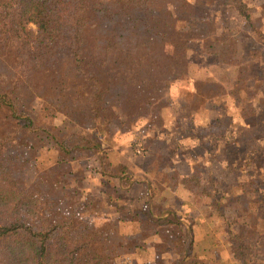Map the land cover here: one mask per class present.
<instances>
[{
    "label": "rangeland",
    "instance_id": "374dc122",
    "mask_svg": "<svg viewBox=\"0 0 264 264\" xmlns=\"http://www.w3.org/2000/svg\"><path fill=\"white\" fill-rule=\"evenodd\" d=\"M207 1L151 0V6H146V8L150 7L151 9L146 13L137 7H121L106 2L103 10L98 12L99 22L95 24L91 31L83 34L81 46L82 68L77 66L70 51L66 50L53 64L35 72L30 83L14 89L12 86L14 61L12 57L0 51V94L5 96L7 93L6 105L13 103L16 106V112L22 119L31 118L35 126L47 131L50 136L56 139L55 143L73 147L77 144L90 145L94 144L95 141H99L102 142L104 147L114 146L125 150L127 148L130 156L136 158H144L150 155L151 152L148 151L147 146L152 145L155 147V151H163L171 159L173 158L172 160H166L167 164L171 161L173 167L181 169L182 159L188 161L190 155L178 157L174 154V152H177L173 149L177 146L175 143L178 139H182L179 146L185 150L189 148V145L192 147L197 145L200 152L197 149L194 153H202L204 148L200 146L199 140L195 137H183L181 135L180 138L175 135L174 124L178 117L188 118L191 115L190 118L200 126H209L211 121L216 119L224 123H232L228 133V137L230 136L228 140L231 143H228V140L225 141L226 139H222L218 140V146L214 147L212 145L216 152V160L212 169L218 180L230 184L233 205L230 207L223 206L221 212L200 208L201 212L199 213L203 219L209 218L210 230L213 231L215 237L211 251L213 248L217 251V255L215 254L217 264H240L234 258L228 242L223 240V232L221 231H223L222 226L225 220L221 214L235 220L239 217L238 215H242L238 219L242 221L241 224L244 223L241 230L252 229L264 234V228L262 229L264 221L258 222L257 215H260V213L258 214L254 210L258 207L255 202H261V197L258 193H249L248 196H245L246 192L251 191L248 187L242 186L248 181V173L243 172L239 175L229 173L225 151L228 148H237L238 151L245 152L250 147L249 142H251L253 133L249 131L245 121L238 116L236 110H229L228 113H217L210 102L217 101L218 89L227 90L231 87L228 83H231L232 79L235 78L238 67H242L244 73L249 75L250 65H255L252 59L244 58L240 61L238 58L229 56L227 60L231 65L226 68L227 72L225 74L221 68L216 66L214 63L216 58L210 54L212 49L209 42L213 33V26L217 28L218 34H222L229 25L235 29V25H242V23L232 8L222 9L217 7L221 9L218 12V9L212 8ZM246 1L257 5L260 9L264 8V0ZM119 13H126L134 17H140L144 13L142 16L144 18L141 19L142 21H140V18L129 19L119 17ZM182 17H185L187 21L181 23ZM201 18H204V20ZM255 18L257 20L255 22L264 27V9L258 11ZM147 20L152 26L173 25L178 32L182 31L184 33L182 38L186 47H188L186 54L190 56V59H193L190 71L197 69L203 84H198L197 81L189 83V77L184 72L183 74L173 75L171 71L174 64L180 65L183 61L178 59L180 58L179 55L170 57L167 52L170 51L171 55L173 48L162 46V40L157 38L152 40L147 50L145 47L140 46V43L144 40L155 37L151 31L146 32L143 30L144 27H147ZM29 26L32 29L36 28L32 24ZM132 27H135V29L131 30ZM131 31L133 32V40H128V43L120 45L123 41L127 42ZM145 33L146 35L142 36ZM119 36H121V39ZM214 47L219 49L215 43ZM202 53L206 56L203 55L201 58ZM147 54L149 55L147 62L142 67L139 65V61ZM173 55L175 54L173 53ZM175 59L178 61H175ZM150 61H157L160 64L159 69L151 68ZM259 64V67L264 69V56L261 57ZM164 67H166L165 70H161L160 73V69ZM150 71L154 74L152 75ZM225 75L229 82L227 81L226 85L223 86L220 79ZM138 76L144 77V81L141 82ZM138 83L141 84L142 89L138 86ZM168 83H170V87ZM75 89H80L79 93L81 95L72 94L71 90ZM66 90L69 92L63 96L65 94L63 91ZM95 90L101 91L103 96L96 109L98 117L95 121L90 116L87 121L95 124L96 128L95 131L93 129L84 131L75 125L74 117L77 118L76 115L79 114V110L82 111L83 108H86L89 102H96L92 98V91ZM143 102L149 103V110L140 108V104ZM218 102L221 105L231 107L227 105V100L224 98H219ZM105 106H107L106 109L111 108L112 110L105 111ZM115 108L118 109V115ZM140 109L142 110L140 111ZM8 110V107L5 106L0 108V131L11 133L14 128H7L6 115ZM119 111L123 114L121 115ZM182 120L183 123H187L185 119ZM15 134L16 137L11 149L12 159L24 163L30 160L31 162L37 161L39 170L35 169V174L38 175L34 179L36 183L33 182L32 184L33 194L38 198L42 194L46 196L48 202L45 205L46 212L43 213L44 216L58 223L68 222L67 218L72 217V215L74 219L79 221L85 219L86 214L79 215L77 213L79 209L84 210L83 205L87 200V198L82 197L80 188L85 191L89 181L85 174L87 176L89 171H95V168H97L96 162L104 163V158L108 154L107 149L105 148L103 151V147L99 152L96 151L94 153L96 154L95 157L90 160L72 162L71 164L63 163L55 167L56 162H59L58 150L52 149V143L45 140L46 138L48 140L46 135L38 131L29 133L26 130ZM249 137L251 138L249 139ZM234 140H237L238 143L237 141L233 143ZM117 142L118 144H116ZM21 143V147H16ZM137 145L143 150L141 154H137L134 150ZM206 145L211 146L209 143ZM152 155L155 157L160 156L156 152ZM69 174H74V179L68 176ZM76 178L79 182L82 181L81 185L75 183ZM63 186H66L64 190H62ZM198 192L191 185L183 191V196L179 200L187 203L189 199L195 198L201 205L203 197ZM262 203L260 206L263 207ZM42 205L44 204L42 203ZM243 209L244 211H242ZM261 213L264 217V210ZM92 227H94L93 224ZM94 228L96 232H99L96 239L101 245V255L109 256L106 251L107 243L114 242L111 236V228L102 226ZM81 230L80 225H72L68 228V233H76L77 235L83 232ZM171 233L179 244L180 240L178 238H181L179 229L176 227ZM252 243L258 244L257 246L261 249L258 257H255L257 264H264V241H261L258 237H251L250 240H247L245 248L250 247ZM115 245L119 247L118 243ZM203 250H207L205 245H201L200 253ZM108 262L111 264V261ZM121 263L125 264L124 261H121Z\"/></svg>",
    "mask_w": 264,
    "mask_h": 264
},
{
    "label": "trees",
    "instance_id": "16d2710c",
    "mask_svg": "<svg viewBox=\"0 0 264 264\" xmlns=\"http://www.w3.org/2000/svg\"><path fill=\"white\" fill-rule=\"evenodd\" d=\"M150 1L0 0V51L12 57L14 61L13 88L17 89L30 83L35 72L53 64L66 50L70 51L77 66L82 68L81 46L83 34L91 31L95 24L99 22L98 12L103 10L106 2H111L121 7H137L146 13L151 9L150 7L146 8L148 5L151 6L152 3ZM207 3L212 8L215 7L216 10L218 9L217 7L222 9L232 8L242 23V25H235V29L229 25L222 34H218L217 28L213 26V33L209 39L212 50L209 53L216 58L214 61L216 66L221 68L225 74L227 72L226 68L231 65L227 60L229 56L238 58L240 61L244 58L252 59L255 65H250L249 75L244 73L242 67V69L238 67L235 72L236 76L231 83L227 80L226 75L222 76L220 79L222 85L225 86L228 81L230 83L228 85L231 87L227 90L218 89L217 101L210 103L217 113H228L229 110H236L239 114L238 116L245 121L249 131L253 133V137H249V139L251 138L250 147L245 152H240L237 148H228V150L225 149L226 151H224L226 152L227 170L229 173L233 175H239L243 172L248 173V181L242 186L248 187L251 191L246 192L245 196H248L249 193H258L259 197H261V202H255L258 207L254 209L258 214L260 213L257 218L258 222L261 223V221H264V217L261 215L264 210V69L259 67V61L264 56V27L255 22V15L260 8L246 0H208ZM220 10L218 9L217 11L219 12ZM144 13L140 14V17L119 13V17L140 18V21H142ZM201 19L204 20V18ZM185 21H187L185 17L180 20L181 23ZM30 24L36 28H30ZM146 25L147 27H144L143 30L146 32L151 31L155 37L144 40V42L140 43V46L145 47L147 50L152 40L156 38L162 40V46L173 48L172 52L175 55L173 53L170 55V51L167 52L168 55L170 57L179 55L180 58L178 59L183 61L180 65L174 64L171 71L173 75L183 74L184 72L189 77V83L197 81L198 84H203L197 69L190 71L193 59H190V56L186 54L188 47H186L182 38L184 33L182 31L178 32L173 25L156 27L148 23V20ZM134 29L135 27H132L131 30ZM144 35L146 33L142 34V36ZM130 36L127 42L123 41L120 45L128 43V40H133L132 31ZM119 37L121 39V36ZM214 43L219 49H215ZM203 55L205 54L202 53L200 57L202 58ZM148 56L147 54L139 61L140 66L143 67L146 64ZM175 61L178 60L175 59ZM150 64V67L156 70L160 67L157 61H150ZM165 68L160 69V73ZM144 69L146 70V68ZM151 74L153 75L154 73L151 72ZM138 77L141 82L144 81V77ZM168 85L170 87V83ZM138 86L142 89L140 83H138ZM63 92L65 93L63 94L64 96L69 91ZM79 92L80 89L71 90L72 94L81 95ZM168 92L170 93L169 90ZM92 93V98L96 102L92 101L87 104L86 101L87 105H85L87 107L83 108L82 111L79 110V114L76 115L77 118L74 117L75 125L84 131L86 129L95 131L96 125L88 123L87 120L90 116L95 121L97 120L96 109L103 97L99 90L92 91ZM7 98V93L5 96L0 94V108L3 106L8 107L9 110L6 115L7 128L13 127L14 129H12L11 133L0 131V264H109L108 261H111V264H116L115 257L120 253L122 246L117 247L115 245L117 243L109 242L106 249L109 256L101 255V245L96 239L99 232L95 231L94 227H97V224H95L94 220L92 221V218L86 217L79 221L74 219L72 215V217L69 216L67 218L68 222L58 223L44 216L43 213L46 212L45 205L48 200L44 194L39 198L33 194L32 184L33 182L36 183L34 179L38 175L35 174V169L39 170L37 161L31 162L30 160L24 163L18 162V160L16 161L11 157L12 143L16 137L15 133L18 134L22 130H26L29 133L34 131L42 132L48 137V140L47 138L45 140L48 143L51 142L52 149L58 150L59 154V162H56L55 167L63 163L70 164L72 162L90 160L95 157L94 155L96 154L94 153L96 151L102 150L104 145L99 141H95L94 144L90 145L77 144L73 147L55 143L56 139L50 136L47 131L35 126L31 118L22 119L16 112V106L13 103L6 105ZM219 98L226 99L227 105L231 107L221 105L218 102ZM106 107H104L105 111L111 109H106ZM140 108L149 110L150 105L143 102L140 104ZM115 110L118 115V109L115 108ZM120 113L121 115L123 114V112ZM190 116L176 119L174 133L180 138L182 136L195 137L199 140L200 146L204 150L202 153H194L199 148L197 145L194 147L189 145V148L185 150L179 146L182 139H176L175 145L177 146L174 145L175 149L173 150L177 152H174V154L178 157L190 155V174L183 179L176 180L185 186L193 185L199 191L198 194L203 197L202 207L221 212L223 206L230 207L233 205V199L230 194V184L218 180L213 172V163L216 160L214 147L218 146V140H228L230 137H228V133L232 123H224L216 119L211 121L209 126H200ZM182 119H185L187 123H183ZM235 141L237 140H234L233 143ZM207 143L214 146H212L213 150L211 146L206 145ZM228 143H231L230 140H228ZM18 145L16 147H21L22 143ZM198 151L200 152V149ZM121 168L123 167L121 166ZM68 176L73 177V179L75 177L74 174H69ZM74 181L76 184L78 183L77 178ZM65 188L63 186L62 189ZM148 196L150 199V194ZM145 203L142 211L145 215H148L150 200ZM261 203L263 207L262 205L260 206ZM221 216L225 220L222 226L223 231H221L223 232L222 237L230 245L234 258L240 264H257L255 257H258L259 250L261 251L260 247L256 243H252L248 248H245V245L251 237H258L261 241H264V234L247 228L246 231L241 230L244 223L241 224L242 221L238 219L242 215H238L237 220L231 219L225 214H221ZM92 224L94 227H92ZM72 225H80L82 227L81 231L84 232L86 230V232H81L77 235L76 233L69 234L68 228ZM263 228L264 225L262 226Z\"/></svg>",
    "mask_w": 264,
    "mask_h": 264
},
{
    "label": "crops",
    "instance_id": "0c3cea01",
    "mask_svg": "<svg viewBox=\"0 0 264 264\" xmlns=\"http://www.w3.org/2000/svg\"><path fill=\"white\" fill-rule=\"evenodd\" d=\"M105 148L108 154L104 163L96 162L95 171L85 174L89 181L85 191L80 189L82 197L87 198L86 207L77 213L86 214L97 226L111 228L112 240L122 246L116 264H217V251H211L215 237L209 218L203 219L199 213L200 208L207 207L195 198L187 203L179 200L191 186L176 180L190 174L189 159H182L181 169L173 167L171 161L167 164L166 160L173 158L155 151L152 145L147 146L151 154L144 158L131 157L127 148ZM153 151L160 156H153ZM149 200V213L145 215L142 210ZM176 227L181 236L179 244L171 233ZM201 245L207 248L202 253Z\"/></svg>",
    "mask_w": 264,
    "mask_h": 264
},
{
    "label": "built area",
    "instance_id": "2783aa9c",
    "mask_svg": "<svg viewBox=\"0 0 264 264\" xmlns=\"http://www.w3.org/2000/svg\"><path fill=\"white\" fill-rule=\"evenodd\" d=\"M134 150L136 151L137 154H141L143 152L142 148L139 147L138 145L134 147Z\"/></svg>",
    "mask_w": 264,
    "mask_h": 264
}]
</instances>
